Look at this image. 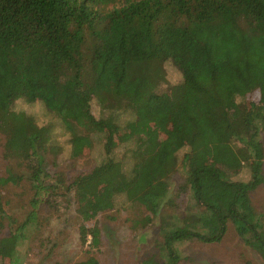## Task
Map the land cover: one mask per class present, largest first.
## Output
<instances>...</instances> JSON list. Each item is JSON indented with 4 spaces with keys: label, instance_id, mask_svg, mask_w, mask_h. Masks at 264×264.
Returning a JSON list of instances; mask_svg holds the SVG:
<instances>
[{
    "label": "trees",
    "instance_id": "trees-1",
    "mask_svg": "<svg viewBox=\"0 0 264 264\" xmlns=\"http://www.w3.org/2000/svg\"><path fill=\"white\" fill-rule=\"evenodd\" d=\"M165 61L181 80L159 92ZM251 76L258 79L255 101ZM17 99L40 101L58 119L70 155L78 143L91 149L101 135L104 158L69 182L56 172L45 183V155L61 146L51 124L12 109ZM94 99L134 118L124 126L113 114L96 118ZM167 106L178 112L180 127L177 137L162 140L148 121ZM81 118L85 134L74 124ZM261 134L264 0H0V141L7 161L0 192L24 181L33 190L26 220L0 236V257L13 256L19 231L41 202L72 192L81 244H98L99 229L87 222L122 196L145 211L135 224L157 220L158 238L143 264H179L177 242H220L229 223L264 261V227L250 199L264 179ZM218 141L233 148L235 173L249 168L247 181L231 179L212 160ZM72 264L100 262L88 254Z\"/></svg>",
    "mask_w": 264,
    "mask_h": 264
},
{
    "label": "rangeland",
    "instance_id": "rangeland-1",
    "mask_svg": "<svg viewBox=\"0 0 264 264\" xmlns=\"http://www.w3.org/2000/svg\"><path fill=\"white\" fill-rule=\"evenodd\" d=\"M162 66L165 80L158 85L157 90L168 92L171 85L180 82L181 74L170 61H165ZM248 84L252 90L250 99L255 101L259 97L258 79L251 76ZM12 109L34 116L39 125L53 126V135L61 150L57 154L45 155L44 170L50 174L45 177V183L52 182V176L56 172H62L69 182L76 175L88 172L104 158L101 135L95 136L91 149L84 143H78L74 154L70 155L69 135L63 133L58 119L47 111L40 101L27 102L17 99L13 102ZM91 112L96 118L113 114L121 126L134 118L130 110L121 107L101 108L95 99L91 102ZM148 122L162 140L178 136L179 114L169 106L162 112H151ZM87 123L88 121L82 118L74 122L82 134L86 133ZM260 139L264 146V134H261ZM126 148L119 147L116 155L121 157ZM186 149L181 148L178 155L181 157ZM2 151L1 140L0 174L4 173L7 165ZM233 152L229 144L218 141L211 147L210 155L231 179L247 181L250 178V170L243 167L235 173L238 165L237 162L231 163L235 160ZM227 156H232L230 162L224 161ZM129 167L130 164L125 161V169ZM262 172L264 176V160ZM175 182L176 178H173L171 189ZM32 197L33 190L27 181L9 186L0 192V236L16 230V227L26 220L31 210ZM250 199L264 227V179L251 191ZM75 209L76 200L72 192L53 195L48 203L41 202L36 209V216L19 231L20 237L13 256L0 257V264H72L85 259L88 254H93L100 264H143V258L154 250L158 238L157 220L154 219L146 226L135 224L134 221L140 220L145 211L138 205L125 202L122 196L116 197L111 210L101 212L87 222L88 226L96 225L99 229V242L96 246L81 244L78 232L80 222ZM175 247L180 253L179 264H244L247 260L253 264H264L260 254L236 233L232 223L228 224L220 242L202 243L187 240L177 242Z\"/></svg>",
    "mask_w": 264,
    "mask_h": 264
}]
</instances>
